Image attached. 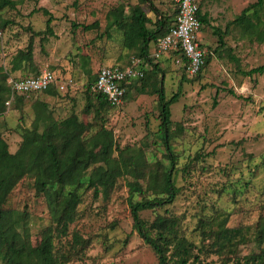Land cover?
Instances as JSON below:
<instances>
[{"label": "rangeland", "instance_id": "1", "mask_svg": "<svg viewBox=\"0 0 264 264\" xmlns=\"http://www.w3.org/2000/svg\"><path fill=\"white\" fill-rule=\"evenodd\" d=\"M255 1L200 0L206 17L202 36L211 52L202 72L188 78L170 61L153 70V65L147 63L142 80L144 92L139 93L138 81L119 106L100 108L96 116L99 103L88 86L97 68L130 62L134 57L123 46V32L117 21L125 19L133 6H140L150 19L148 26H152L157 14L172 16L173 0H14V7L0 9V19L9 22L0 32V66L8 71L7 79L49 69L57 76L58 84L51 92L33 93L20 100L15 96L5 104L0 114V133L9 150L18 148L24 130L33 125L36 103H43L44 115L53 120L75 114L90 123L88 136L100 123L111 130L127 159L143 158L140 166L144 177L138 181L145 189L152 172L170 166L159 132L158 98L150 93L163 86L167 98L178 96L170 105L169 132L178 193L171 203L142 210L141 218L150 223L159 214L174 216L180 234L196 246L210 242L200 234V220L218 212L227 216V227H253L264 215V73L247 76L244 72L264 63V8L256 15L249 11L252 25L234 20ZM41 8L52 16L53 34L44 32L49 15ZM95 21L98 27L91 30H83L80 25ZM213 28L220 31L223 43ZM30 38L32 66L20 73L10 72L13 56L27 46ZM68 80L72 83L61 87ZM96 166L90 158L83 170L89 174ZM132 180V175L120 176L113 188L97 194L91 187L80 188L76 218L61 236L51 218L50 193L36 191L29 175L14 186L3 208L25 214L32 245L39 244L43 235L53 234L58 264H160L152 247L133 228L129 205L130 200L153 194H131ZM214 227L210 223L209 230ZM252 252L259 250L248 241L237 244L233 252L214 253L208 249L200 257L202 264H233L235 256L241 258Z\"/></svg>", "mask_w": 264, "mask_h": 264}, {"label": "trees", "instance_id": "2", "mask_svg": "<svg viewBox=\"0 0 264 264\" xmlns=\"http://www.w3.org/2000/svg\"><path fill=\"white\" fill-rule=\"evenodd\" d=\"M141 1L146 3L148 0ZM173 5L175 7L174 0ZM14 6V0H0V9ZM261 8H264V0H256L253 4L242 9L234 23L242 24L247 21L252 25L250 17L247 16L249 11L252 10L251 14L256 15ZM41 10L44 14L49 15L45 21L44 32L53 34L52 16L46 9L41 8ZM176 12L175 8L172 11V16L157 14L152 26H148L147 22L150 19L147 14L140 6H133L125 19L121 18L117 21V25L123 32L124 48L132 51L134 57L150 61L148 56L151 54V44L156 47L158 39L169 32L176 20ZM200 19L202 23H205V14L201 15ZM8 23L7 20L0 19V32ZM72 25L77 26L74 23ZM80 25L83 30L98 27L96 21ZM213 31L219 34V42L223 43L220 31L217 28H213ZM35 33L39 34L40 32ZM210 54L208 49L203 67L192 77L186 74L183 67L173 63V59L179 55L177 51L168 52L166 55L174 65L182 68L186 77L193 78L206 67ZM32 63L33 43L30 38L27 46L24 49H19L13 56L9 71L25 70L28 66H32ZM125 63L120 66L124 67L131 61L128 60ZM150 63L153 65L152 70L158 65L154 61ZM263 73L264 63L244 72L247 76ZM96 74L95 72L88 91L97 96L99 109H96L95 115L99 116L100 108L116 106L110 105L103 94L93 91L92 85ZM145 74L144 70L142 78L125 83L126 92L123 100L127 97L129 89L138 81L141 83L138 88L139 93L144 92L145 82L142 80ZM7 77L8 71L0 66V114L4 112L6 101L11 95ZM53 87L55 84L40 92H51ZM150 93L156 94L158 98L159 132L170 160V166L160 172H152L145 189L138 181L139 178L144 177L141 175L140 166L144 163L143 158L134 156L132 160L127 159L125 149H120L116 145L112 131L102 123L98 127H93L94 132L88 136L92 129L90 123H84L75 114L60 121L53 120L44 115L45 104L36 103V117L33 125L24 130L21 135L22 140L14 152L9 150L6 140L0 133V260L3 264H58L59 261L53 249V234L43 235L39 244L32 245L28 239L29 232L25 214L3 208L7 196L14 186L28 175L32 177L36 191L50 193L48 206L51 218L58 229L57 234L60 236L66 233L68 225L76 218V208L81 199L78 192L80 188L91 187L95 194L100 191L106 192L114 187L118 177L132 175L134 180L129 183L131 194L143 191H151L153 194V196L149 195L152 197H144L141 200H130L133 228L152 247L160 264H202L200 254L206 250L211 249L214 253H222L225 250L233 252L237 244H245L248 241L254 242L259 252H252L241 258L235 256L233 264H264V215L257 219L253 227H227L225 225L227 216L223 212H218L207 219H201L198 226L200 234L204 240L210 241L209 244L201 246H196L180 234L178 222L174 216L159 214L150 223L141 218L142 210L162 207L171 203L178 193V187L173 178L174 154L169 144V132L172 125L170 105L177 100L178 96L172 94L167 98L163 86L153 88ZM17 99H25V95H17ZM39 108L42 110H38ZM87 108H89L88 105ZM61 127L64 129L63 131L60 129ZM116 150L119 152L114 156ZM90 158L97 163V166L94 171L86 174L83 167ZM210 223L215 225L211 230H209ZM194 249H196V253H193Z\"/></svg>", "mask_w": 264, "mask_h": 264}, {"label": "built area", "instance_id": "3", "mask_svg": "<svg viewBox=\"0 0 264 264\" xmlns=\"http://www.w3.org/2000/svg\"><path fill=\"white\" fill-rule=\"evenodd\" d=\"M176 20L168 33L158 39L153 52L148 56L150 61L133 57L131 63L122 67L119 64H103L96 71V79L92 85L95 92L103 94L112 106H119L123 102L126 92L125 83L142 78L145 66L151 61L155 62L168 52L179 53L173 63L185 69L190 77L197 74L205 63L208 49L200 40L203 23L200 19V0H174ZM11 95L6 101L10 102L17 95L29 96L30 94L44 91L58 81L49 69H44L36 75L23 77H9L7 79ZM68 80L64 85H70Z\"/></svg>", "mask_w": 264, "mask_h": 264}, {"label": "crops", "instance_id": "4", "mask_svg": "<svg viewBox=\"0 0 264 264\" xmlns=\"http://www.w3.org/2000/svg\"><path fill=\"white\" fill-rule=\"evenodd\" d=\"M204 13L202 12V10H201V6H200V16L201 15H203ZM203 26H204V24H203ZM203 31V28H202V30H201V32H200V40H201V42L204 44V46L206 47V48H208L207 47V42H206V39L202 36V32ZM155 49V45L154 44H151V47H150V52L152 53L153 52V50ZM169 61L171 62V60H168V56L167 55H163V56H161L158 60H156L154 63H157L158 65H157V68L159 67V66H161V65H164V64H166V63H169ZM126 62V61H125ZM125 62H119V63H116V64H119V65H123ZM172 63V62H171ZM111 64H113V63H111ZM126 64V63H125ZM173 64V63H172ZM162 67V66H161ZM156 68V67H155ZM97 71V70H96ZM151 72H155V71H151ZM13 73H20V70H17V71H14ZM163 74V73H162ZM162 76V75H161ZM11 77H23V76H16V75H12ZM57 77V76H56ZM154 79V78H153ZM161 79H162V77H161ZM161 83V82H160Z\"/></svg>", "mask_w": 264, "mask_h": 264}]
</instances>
